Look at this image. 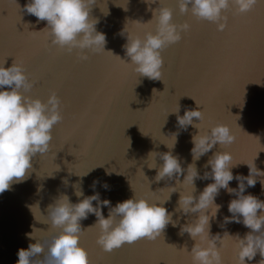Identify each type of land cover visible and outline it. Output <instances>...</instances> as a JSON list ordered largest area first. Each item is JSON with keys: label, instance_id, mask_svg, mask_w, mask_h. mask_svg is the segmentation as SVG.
Here are the masks:
<instances>
[{"label": "water", "instance_id": "95a60500", "mask_svg": "<svg viewBox=\"0 0 264 264\" xmlns=\"http://www.w3.org/2000/svg\"><path fill=\"white\" fill-rule=\"evenodd\" d=\"M25 3L0 0V62L5 60L7 67L14 60L24 66L33 81L29 95L46 100L55 90L63 118L53 126L50 150L32 158L27 179L0 193V264H15L17 249L26 248L30 240L34 242L26 233L34 230L38 239L50 241L59 231L46 223V208L61 192L73 202L79 199L71 184L77 176L69 171L83 173L90 169L83 177L85 195L93 191L89 187L93 178L107 181V189L98 183L96 190L113 205L133 191L150 200L167 199L169 190L158 188L175 180L156 181V168L148 167L147 154L150 150L168 151L164 143L171 144L169 135L179 127L176 114L170 112L175 111L177 103L181 115L186 107H201L202 128L217 122L232 126L235 141L227 150L236 164L234 174L247 175V164L253 160L264 170V0L244 13L226 10L224 30H217L215 23L195 17L190 10L181 13L176 0H165L172 8V20L186 21L189 28L180 40L162 49L161 79L137 77L122 47L126 37L120 34L124 25L133 35L143 36L153 30L155 18L149 19L155 3L127 0L124 7L126 0H95L90 15L99 19L96 28L106 33L105 50L112 52L89 53L86 59H81L76 50L69 53L51 45L47 30H39L46 21L37 23V18L24 9ZM37 78L41 84L34 86ZM193 120L198 122L195 117ZM196 131L193 125L181 129L172 149L183 166L192 162L191 135ZM218 150L219 145H214L195 161L200 173ZM155 160L158 166L159 156ZM107 169L110 174H106ZM61 177L68 178L67 186ZM260 179L264 183V176L258 177L245 192L264 200ZM209 182L210 178L196 179V191ZM236 185L235 179L229 181L230 187ZM178 196L174 191L164 202L169 211L175 209ZM233 196L224 188L219 190L215 202L221 207L210 219L211 233L227 230L243 235L249 231L235 221L219 226L224 216L231 215L227 204ZM101 210L107 216L108 206L102 205ZM177 217L184 223L186 214L174 211L173 219ZM95 220V215L89 214L81 221L85 229L80 244L87 250L90 264H192L189 250L194 241L187 232L179 233V223L168 224L156 239L124 243L106 252L96 243L98 227H88ZM221 255L223 264H236L235 236L226 238ZM261 259L257 252L248 264H258Z\"/></svg>", "mask_w": 264, "mask_h": 264}, {"label": "clouds", "instance_id": "9594fccd", "mask_svg": "<svg viewBox=\"0 0 264 264\" xmlns=\"http://www.w3.org/2000/svg\"><path fill=\"white\" fill-rule=\"evenodd\" d=\"M144 2L157 5L152 9V17L149 19L155 18L154 29L140 36L127 33L124 25L120 30V34L126 37L122 47L129 58L127 62L132 64L137 77L161 79L162 49L180 40L182 32L187 31L189 25L186 21L177 23L172 20V8L165 0ZM257 2L258 0H176L181 13L190 10L195 17L215 23L217 30H224L227 25L226 10L231 8L244 13L250 11ZM93 3L95 0H26L23 7L27 13L37 18V23L40 20L46 21L39 30H47L51 45L69 53L76 50L81 59H86L89 53L111 51L105 50L106 33L96 28L99 19L90 15ZM126 4L127 0L123 6L126 7ZM104 14H108V9ZM32 87L33 81L29 79V74L21 63L13 60L5 67V60L0 62V193L10 189L13 183L27 179L32 158L37 153L44 154L50 150L53 126L63 118L56 91H51L46 100H42L28 94ZM195 103L199 106L196 101ZM179 108L177 103L175 111H170L176 114L179 127L169 135L172 137L171 144L163 142L168 151L150 150L147 154L148 167L156 168V181L175 180L174 184L158 188L169 190L167 199L150 200L133 191V195L113 205L110 199H102L100 192L96 190L98 183L107 189V181L101 182L98 178H93L89 185L93 191L90 195H85L83 177L90 169L83 173L68 170L70 174L77 176L71 184L74 195L79 199L73 202L66 192H61L47 205L46 223L59 231L50 241L38 239L33 235L34 230L26 233L34 242L30 240L26 248L17 249L18 259L15 264H90L87 250L80 244L81 233L85 229L82 228L81 221L89 214H94L96 220L88 227H98L96 243L108 252L141 237L156 239L168 224L176 226L179 223V217L173 219L174 211L186 214L185 222L179 223V233L187 232L194 241L189 250L192 264H223L221 249L226 238L232 236L236 237V264H248L257 252L262 257L258 264H264V200L251 192H245L247 187L256 184L258 177L264 176V170L259 169L253 160L252 164L246 163L249 169L247 175L239 172L234 174L232 168L236 164L232 163V153L227 150V146L235 141L232 126L217 122L202 128L200 125L204 112L201 107H186L182 115ZM188 125H193L197 131L191 135L192 162L183 166L182 159L178 154H173L172 149L179 131L187 129ZM217 144L220 150L213 152L205 162L206 170L200 173L195 161ZM157 156L161 161L158 166L155 160ZM110 173L107 169L106 174ZM209 178L210 182L197 192L195 180ZM233 179L237 181L236 187L229 186V181ZM61 182L65 186L69 184L67 177H61ZM260 182L264 186L261 179ZM221 188L234 196L227 204L231 215L224 216L219 226L223 228L231 221L242 223L249 229L243 235L230 234L227 230L222 234L210 231V219L216 217L221 207L215 202ZM174 191L179 192V196L175 209L169 211L164 202ZM102 205L108 206L107 216L102 213Z\"/></svg>", "mask_w": 264, "mask_h": 264}, {"label": "snow or ice", "instance_id": "6c2138e0", "mask_svg": "<svg viewBox=\"0 0 264 264\" xmlns=\"http://www.w3.org/2000/svg\"><path fill=\"white\" fill-rule=\"evenodd\" d=\"M39 84H41V80H40L39 78H37V79L34 81V86H35V85H39ZM142 239H145V237L138 238L136 241H134V242H132V243H135V242H137V241H139V240H142ZM175 250H176L177 252L181 251L179 248H176Z\"/></svg>", "mask_w": 264, "mask_h": 264}]
</instances>
